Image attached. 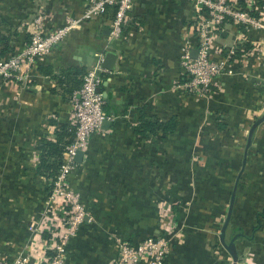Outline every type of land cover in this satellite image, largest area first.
Segmentation results:
<instances>
[{"label": "crops", "instance_id": "obj_1", "mask_svg": "<svg viewBox=\"0 0 264 264\" xmlns=\"http://www.w3.org/2000/svg\"><path fill=\"white\" fill-rule=\"evenodd\" d=\"M84 8V0H0V48L7 46L9 53L18 52L35 29L47 33L62 26L65 17H80ZM111 18L108 11L106 17L80 22L48 55L24 66L20 79L4 82L0 78V109L4 108L8 114L7 120L0 124L4 128L1 131L8 135L0 138V150L12 151L17 147L29 150L34 142L39 145L44 139L54 141L60 126L72 125L67 95L53 75L68 68L88 70L107 51L116 55L113 68L105 74L100 87L107 102L106 110L113 119L108 121L107 128H101L89 138L87 150L76 168L82 172L77 179L80 193L92 200L91 211L97 223L82 227L73 239L75 264H110L114 249L99 231L138 225V221L128 223L127 215L140 219L138 215L148 212L146 204L149 193L154 190L153 183L158 180L159 173L154 171H158L160 156L155 153L159 149L156 143L151 146L149 142L137 141L134 125L139 113L143 111L146 117L160 120L176 117L178 122L181 117L191 119L197 113L193 100L199 98L182 92L179 86L181 48L185 41L191 42L194 30L190 6L182 0H133L123 34L116 39L108 34ZM36 19L38 26L34 23ZM235 35L243 36L231 23L221 27L216 40L222 53L233 50ZM257 65L247 76L226 75L232 70L235 72L234 61L230 71L220 76L215 85L219 98L212 107L219 110L229 128H232L229 120L235 119V128H232L235 134L244 130L247 118L255 114L257 102H264V63ZM180 128L178 125L174 132ZM181 130L193 131L194 127ZM170 135H167V166L174 172L175 161H170V156L176 143L171 145ZM2 180L10 183V175L3 176ZM117 181L120 185L113 188L112 183ZM22 193L25 196L27 190ZM110 198H125L126 202L120 204L116 199L110 204ZM24 206L25 202L22 203L24 211L27 206L33 207L31 202ZM7 227L2 229L5 231ZM208 257L196 249L189 255L188 263L209 264L212 258ZM167 264L178 262L169 260Z\"/></svg>", "mask_w": 264, "mask_h": 264}, {"label": "rangeland", "instance_id": "obj_2", "mask_svg": "<svg viewBox=\"0 0 264 264\" xmlns=\"http://www.w3.org/2000/svg\"><path fill=\"white\" fill-rule=\"evenodd\" d=\"M238 4L246 7L250 16L264 13V0H239ZM236 30L248 36L235 35L233 38L235 72L232 70L226 75L240 78L241 75L252 74L254 66L264 63V34L262 31L244 30L243 26H236ZM252 87L258 88V85ZM217 88H213L215 91L211 95L193 100L197 113L191 119L181 117L177 124L181 128L169 136L171 145L176 143L170 156V161H175L174 172L167 166V135H138V142H149L151 146L156 143L159 148L155 153L160 156V166L158 171H154L159 173L158 180L149 193L148 212L138 215L140 219L127 215L128 223L133 220L138 221V225L99 231L105 234L104 238L114 249L110 264L116 255L117 239L157 235L169 243L170 261L189 264V255L198 249L212 258L209 264H233L220 245L217 234L241 167L248 128L264 113V102H257L255 114L247 118L244 130L235 134L232 129L235 128V119L229 120L232 126L229 128L223 122L225 119L220 117L219 110L212 107L219 98ZM4 111V108L0 109V124L7 120L8 114ZM187 126L194 127V130L183 132L181 129ZM7 136L0 132V138ZM35 144L29 150L20 147L12 151L0 150V160H4L0 162V264H75L72 260L75 254L73 239L82 227L97 223L91 211L93 202L80 193L77 183L82 175L80 168L56 184L59 170L52 182L35 174L33 167L39 158L34 149L38 144ZM245 162L244 172L238 178L225 241L235 236L237 260L234 264H264V219H260L257 225L255 218L264 207V121L255 128ZM8 174L10 183L2 180ZM119 185L118 181L112 183L113 188ZM26 190L24 196L22 192ZM116 199L120 204L126 202L125 198H110V204ZM24 202V207L29 202L33 207L27 206V211L22 210ZM14 213L21 216L15 217ZM7 225L4 231L2 228Z\"/></svg>", "mask_w": 264, "mask_h": 264}, {"label": "built area", "instance_id": "obj_3", "mask_svg": "<svg viewBox=\"0 0 264 264\" xmlns=\"http://www.w3.org/2000/svg\"><path fill=\"white\" fill-rule=\"evenodd\" d=\"M186 2L194 15L193 35L191 42L185 41L179 58V72L182 82V92L195 98L211 95L217 85V79L229 72L233 50L222 55V48L217 43L221 27L231 21L234 26H243L253 32L264 33V13L256 17L250 16L246 7L238 4L239 0H182ZM85 8L77 19L64 18V24L47 33L35 29L28 43L18 52L8 53L0 58V78L7 82L20 79L22 68L32 65L36 60L48 55L70 29L79 23L95 18L106 17L107 10L114 8V14L108 25V34L116 39L123 34V28L130 16L133 0H84ZM256 10V9H254ZM39 25V20H35ZM195 50V56L190 51ZM263 55V53H261ZM231 62V63H230ZM101 57L82 76L81 85L68 96L71 124L74 127L72 142L64 147L61 164L58 168L59 176L54 184L69 173H73L78 164L73 161L76 151L84 152L89 138L101 131L103 121H111L112 115L102 111L104 97L100 89L103 75L108 70L100 66ZM170 245L160 235L144 237L136 243L117 239L116 255L112 264H165L170 254Z\"/></svg>", "mask_w": 264, "mask_h": 264}, {"label": "trees", "instance_id": "obj_4", "mask_svg": "<svg viewBox=\"0 0 264 264\" xmlns=\"http://www.w3.org/2000/svg\"><path fill=\"white\" fill-rule=\"evenodd\" d=\"M110 12V16L114 14V8H109L107 12ZM227 23H232L227 21ZM7 46L0 48V58L8 54ZM224 56L225 54L222 53ZM234 59V55L231 57V61ZM86 70L84 68H68L61 70L57 75H53V78L56 80L58 86L63 90V94L67 96L75 89H77L82 82V76ZM107 102L104 101L102 106V111L106 115H110L106 110ZM178 121L176 117H170L167 120H160L158 118L146 117L142 112L139 113L137 117V123L134 127V132L137 135H149L153 136L156 134L169 135L173 133L177 127ZM74 136V127L72 125H62L55 131L54 141L42 140L41 143L37 146V152L39 154L38 162L35 166V174L40 175L52 182L55 178V173L57 172L60 164L61 157L64 150V147L69 145L72 142ZM256 222L257 225L260 222V219H264V207L256 213ZM45 236V235H44ZM139 239H131L122 237L123 240H126L128 243H136L140 241ZM170 260V255L167 257L165 264Z\"/></svg>", "mask_w": 264, "mask_h": 264}, {"label": "water", "instance_id": "obj_5", "mask_svg": "<svg viewBox=\"0 0 264 264\" xmlns=\"http://www.w3.org/2000/svg\"><path fill=\"white\" fill-rule=\"evenodd\" d=\"M190 56L194 57L195 56V50L192 49L190 51ZM116 55L112 52H104L103 53V57L101 59V63L100 66L105 69V70H111L113 68L114 65V61H115ZM105 84V83H104ZM96 92H100V89H97ZM102 97H104V95L102 94ZM264 121V113L257 119H255V121H253V123L250 125V127L248 128L247 131V135H246V141H245V145H244V149H243V157L241 160V167L239 172L237 173V176L235 178L233 187H232V191L229 197V201H228V206H227V210H226V214L224 217V220L222 222V225L218 231L217 237H218V241L220 243V245L225 249V251L228 253V255L231 258L232 263L234 264L237 260V251L235 249V244H234V240H235V236L230 238L229 241H225V231L226 228L228 226L229 220H230V216H231V212H232V207H233V202H234V197H235V191H236V187H237V182H238V178L241 175L242 171H243V167L245 165V156H246V152L248 147L250 146L252 137H253V133L255 131V128ZM109 125L108 121H103L101 123L100 128L105 129L107 128V126ZM83 156V152L82 151H76L75 155L73 157V161L77 164H79L81 162Z\"/></svg>", "mask_w": 264, "mask_h": 264}]
</instances>
